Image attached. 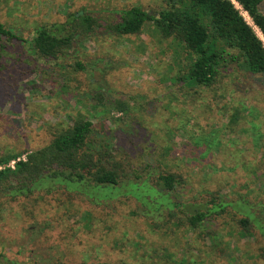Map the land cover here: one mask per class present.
Here are the masks:
<instances>
[{
  "label": "rangeland",
  "instance_id": "374dc122",
  "mask_svg": "<svg viewBox=\"0 0 264 264\" xmlns=\"http://www.w3.org/2000/svg\"><path fill=\"white\" fill-rule=\"evenodd\" d=\"M173 3L0 0V22L24 38L38 26L66 22L70 12L93 16L100 25L76 37L71 48L48 63L28 56L23 43L0 38L5 46L0 58V157L19 153L18 159H26L57 128L84 114L126 171L180 176L172 198L186 202L185 210L192 211L209 194L232 202L240 197L264 202V74L232 63L219 69L210 86L185 83L179 78L190 62L188 53L173 37H162L152 21L137 34L120 35L109 28L120 20L121 10L138 5L156 14ZM78 61L87 71L75 70ZM100 87L104 97L96 105ZM115 101L128 106L119 111ZM45 188L15 200L0 188V264L5 258L44 264L49 256L73 264H114L143 252L159 253L164 246L190 264H264L261 238L241 230L240 215L231 208L218 219L217 237L210 240L175 223L170 226L175 234L165 226L154 230L134 213L139 204L130 195L93 205L61 190L47 194ZM175 211L180 214L179 208Z\"/></svg>",
  "mask_w": 264,
  "mask_h": 264
},
{
  "label": "trees",
  "instance_id": "16d2710c",
  "mask_svg": "<svg viewBox=\"0 0 264 264\" xmlns=\"http://www.w3.org/2000/svg\"><path fill=\"white\" fill-rule=\"evenodd\" d=\"M172 1L175 4L156 14L138 5L121 10L120 20L109 25V28L120 35L137 34L146 22L152 21L162 37H173L182 43L188 53L190 62L184 75L179 78L185 83L210 86L219 69L232 63L246 71L264 74V43L254 28L264 36L262 0ZM237 6L246 12L252 25ZM95 26H100L95 17L70 12L66 22L38 26L28 38L21 37L0 22V38L9 43H23L27 46L28 56L38 57L48 63L71 48L76 37L92 32ZM4 48L3 43H0V58ZM73 67L75 70L87 71L79 61ZM97 90L94 99L97 100L95 104L99 105L104 94L101 87ZM127 106L123 101H115V108L119 111H124ZM20 156L19 153H8L0 157V188L13 200L41 187H47V194L61 190L71 197H82L93 205H102L104 201L130 195L139 204L134 213L143 216L154 230L162 226L171 230L170 226L175 223L178 227L181 225L188 230L193 229L210 240L217 237L218 219L231 208L240 215L237 222L241 230L261 238V257L264 259V202L259 199L250 201L244 197L232 202L225 196L209 194V199H204V203L194 206L192 211L185 210L186 202L172 198L176 184L182 182L180 176L157 170L145 171L144 175L140 169L126 171L108 144L98 138L93 122L84 114L76 115L70 124L57 128L48 143L28 152L26 159H18ZM11 160L14 165H7ZM147 166L145 164L143 168ZM161 197H165L166 201L159 200ZM177 208L179 215L175 211ZM209 226L214 230H210ZM34 230L39 232L37 228ZM174 232L171 230L172 234ZM190 262L198 263L197 260ZM45 263L73 264L61 257L53 259L50 256L45 259ZM5 264L23 263L5 258ZM74 264L92 263L82 260ZM114 264L190 263L186 256L172 253L164 246L159 253L143 252L130 262L119 259Z\"/></svg>",
  "mask_w": 264,
  "mask_h": 264
}]
</instances>
